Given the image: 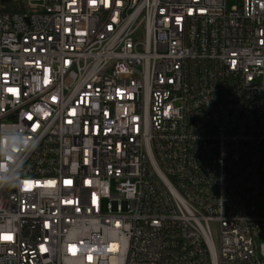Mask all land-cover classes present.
<instances>
[{"label": "built area", "instance_id": "obj_1", "mask_svg": "<svg viewBox=\"0 0 264 264\" xmlns=\"http://www.w3.org/2000/svg\"><path fill=\"white\" fill-rule=\"evenodd\" d=\"M0 264H264V0H0Z\"/></svg>", "mask_w": 264, "mask_h": 264}, {"label": "water", "instance_id": "obj_2", "mask_svg": "<svg viewBox=\"0 0 264 264\" xmlns=\"http://www.w3.org/2000/svg\"><path fill=\"white\" fill-rule=\"evenodd\" d=\"M5 1H7V0H2V2H5Z\"/></svg>", "mask_w": 264, "mask_h": 264}, {"label": "rangeland", "instance_id": "obj_3", "mask_svg": "<svg viewBox=\"0 0 264 264\" xmlns=\"http://www.w3.org/2000/svg\"><path fill=\"white\" fill-rule=\"evenodd\" d=\"M217 233H215V235H216Z\"/></svg>", "mask_w": 264, "mask_h": 264}]
</instances>
